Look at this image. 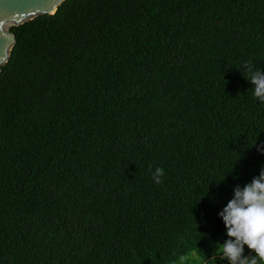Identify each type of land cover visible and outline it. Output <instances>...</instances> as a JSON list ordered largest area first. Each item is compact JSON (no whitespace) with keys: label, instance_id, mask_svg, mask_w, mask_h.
Segmentation results:
<instances>
[{"label":"trees","instance_id":"1","mask_svg":"<svg viewBox=\"0 0 264 264\" xmlns=\"http://www.w3.org/2000/svg\"><path fill=\"white\" fill-rule=\"evenodd\" d=\"M11 32L0 264H201L264 166V0H66Z\"/></svg>","mask_w":264,"mask_h":264},{"label":"clouds","instance_id":"2","mask_svg":"<svg viewBox=\"0 0 264 264\" xmlns=\"http://www.w3.org/2000/svg\"><path fill=\"white\" fill-rule=\"evenodd\" d=\"M241 71L252 85L253 97L264 102V71L250 61L242 64ZM257 151L264 154V145L257 146ZM163 176L164 170L160 167L152 171L155 184H160ZM217 215L226 238L222 243L216 242L215 251L208 258L197 257L201 264H217L218 259L227 264H264V166L250 182L232 188L231 198ZM245 247L253 253L251 258L244 255Z\"/></svg>","mask_w":264,"mask_h":264},{"label":"water","instance_id":"3","mask_svg":"<svg viewBox=\"0 0 264 264\" xmlns=\"http://www.w3.org/2000/svg\"><path fill=\"white\" fill-rule=\"evenodd\" d=\"M66 0H0V74L16 44L11 32L41 16L54 15Z\"/></svg>","mask_w":264,"mask_h":264},{"label":"rangeland","instance_id":"4","mask_svg":"<svg viewBox=\"0 0 264 264\" xmlns=\"http://www.w3.org/2000/svg\"><path fill=\"white\" fill-rule=\"evenodd\" d=\"M223 240H224V239L222 238V239L220 240V242H223ZM212 249H215V246H214ZM212 249L209 248L208 250L211 251ZM201 251H207V250H206V249H202ZM201 251H200V252H201ZM207 252H208V251H207ZM195 254H197V253H196V252L193 253V255H195Z\"/></svg>","mask_w":264,"mask_h":264}]
</instances>
